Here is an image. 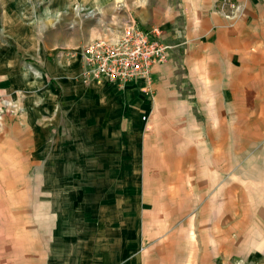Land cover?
<instances>
[{"label": "crops", "instance_id": "obj_1", "mask_svg": "<svg viewBox=\"0 0 264 264\" xmlns=\"http://www.w3.org/2000/svg\"><path fill=\"white\" fill-rule=\"evenodd\" d=\"M215 1L132 0L137 26H158L175 47L149 85L123 87L84 83L77 56L52 63L43 29L13 30L22 11L12 8L26 3L5 2L0 96L24 110L0 126V187L45 166L37 180L47 183L38 196L48 198V260L264 264V0H238L231 19L212 10ZM70 99L101 119L90 155L64 151L76 145L60 138ZM66 242L76 244L65 251ZM14 258L2 254L0 264L30 262Z\"/></svg>", "mask_w": 264, "mask_h": 264}, {"label": "rangeland", "instance_id": "obj_2", "mask_svg": "<svg viewBox=\"0 0 264 264\" xmlns=\"http://www.w3.org/2000/svg\"><path fill=\"white\" fill-rule=\"evenodd\" d=\"M17 1V4L25 2L26 5L23 4V7L18 5L16 8H12L14 14L17 15L22 11L20 16L22 24L18 23L21 27L19 28V25L15 27L17 24H12L15 27L12 29H29L34 33L44 30L46 45H55L54 49H56L53 55L48 53V60L52 61V63L62 56L69 59L70 52L77 50L78 46L89 41V39L97 38L98 36H116L115 34H119L121 28L131 19L128 16V11L131 9L132 0ZM5 2L7 0H0V32L4 29L3 24L8 14L7 12L4 13ZM53 13V18H50V14L52 15ZM74 101L72 99L66 100V110L62 112L59 120L61 127L60 138L72 139L75 141L74 144H76L71 148H64V151H74L77 154L78 152L76 151L79 150L81 153L85 152L86 155H90L92 154V139L97 138L96 132L98 130L95 127L98 122H101V119H98L95 115H90L85 110L82 111V114H79L78 104L76 103L78 100ZM13 102H16V100L10 95L0 96V109L3 112L0 126H3L6 117L15 118L23 113L24 109L18 104L19 102H16V105L18 104L21 108L18 109L19 111H16V107L10 106ZM80 105L84 107L83 100ZM121 121L122 130H124L125 118ZM115 130H118L117 126ZM115 130L114 126H112L111 129L106 128L104 131L111 136ZM121 135H125V132L121 131ZM45 173V166L37 169V167L32 168L29 165L25 172L17 177L8 174V181L15 179V177L17 179L13 183H7L6 192L4 190L5 185L0 187V255H11L13 258L15 255H27L30 260L29 264H69L70 262V264H75L74 260H48V258L52 257L53 251L52 242L50 241L51 230L48 227V212L45 211L46 208L44 207L48 202V198L46 195L38 196L39 193H46L47 183L45 180L41 181V178L39 181L37 180L38 175L45 178ZM13 174L15 173L13 172ZM22 180L23 182H21ZM22 185L24 186L21 187ZM22 194H25V197H22ZM74 198L78 199L79 195ZM90 228L94 231V227L89 226L88 230ZM66 231L64 229V233ZM59 234H62V232ZM79 238L81 239V236ZM80 239L78 241H81ZM22 240L26 241L27 246L18 245L19 243L17 242ZM71 240L74 241L72 238ZM75 244V242H72V244L68 245L66 242L64 245L61 244V246L62 248L64 247V250L68 249L69 246H72L73 249ZM85 244L88 246L90 242L88 243L87 241ZM80 245L82 246V241ZM55 251L57 253V248ZM34 257L40 258L41 261H33L32 258ZM15 260L16 258H14V262ZM76 264H91V259L87 263L78 259Z\"/></svg>", "mask_w": 264, "mask_h": 264}, {"label": "built area", "instance_id": "obj_3", "mask_svg": "<svg viewBox=\"0 0 264 264\" xmlns=\"http://www.w3.org/2000/svg\"><path fill=\"white\" fill-rule=\"evenodd\" d=\"M240 8L238 0H216L212 5L213 11L227 19L237 17ZM119 32L113 38L98 36L70 52V56L79 57V76L84 83L109 82L123 87L130 80H142L149 85L153 67L166 62L175 47L165 40L158 26L140 29L134 19H129ZM11 105L16 111L21 109L16 102ZM2 113L1 110L0 119Z\"/></svg>", "mask_w": 264, "mask_h": 264}]
</instances>
